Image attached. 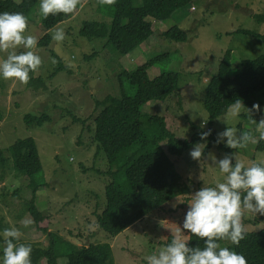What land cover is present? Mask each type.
Instances as JSON below:
<instances>
[{
    "label": "rangeland",
    "instance_id": "374dc122",
    "mask_svg": "<svg viewBox=\"0 0 264 264\" xmlns=\"http://www.w3.org/2000/svg\"><path fill=\"white\" fill-rule=\"evenodd\" d=\"M139 1L133 0V5H139ZM39 5L40 0L28 16L29 33L38 40L45 32ZM82 5L75 13L65 15L63 21L49 31L52 36L56 29L62 28L66 35L63 42L52 39L47 46L37 45L36 51L43 64L30 73V86L0 76V150L6 161L4 167H0V174L3 172L0 236L3 238L4 229L16 227L23 233L20 240L33 241L42 247L48 245L45 233L32 225L25 228L22 224L26 219L31 220L26 205L31 192L26 178L14 172L11 157L6 152L15 140L32 137L42 165V172L34 179L47 184L36 191L35 205L48 216V231L76 247L94 242L108 243L114 264H147L145 258L167 246L177 229L181 228L184 238L188 239L183 222L192 195L203 186L223 182L225 174L213 164L211 156L218 161L224 153L213 146L197 161L190 156L195 144L181 156L168 155L189 191L173 196L123 232L112 236L99 227H90L96 225L95 214L104 207V186L111 178L103 153H95L92 119L98 109L94 101L107 95L120 97V86L131 96L133 89L120 73L130 72L159 56L146 70L147 77L151 79L160 72H175L179 75L180 90L163 101L143 104L140 107L142 114L163 116L168 129L179 139L191 135L190 122L200 127L204 125L203 129L209 127L216 133L227 127L238 133L251 130L258 138L256 125L251 123L246 111L242 110L235 117L227 111L209 124L203 102L208 80L216 73L227 48L232 50L231 77L239 71L241 61L264 55V44L260 39L233 33L241 28L261 33L263 24L252 15L264 13V0H190L168 18L151 20L153 37L141 42L128 55H120L105 43V38L87 39L78 35L83 21L109 25L111 20L110 5H101L98 0H82ZM173 26L185 30L186 41L162 37V31ZM4 58L6 54L0 52V60ZM53 59L56 63H52ZM253 104L259 103L253 101ZM252 105L247 108L251 109ZM259 106L260 112L252 115L257 122L264 117V98ZM43 113L50 119L41 126L34 122L27 124L23 119L25 114L39 116ZM160 146L165 148L163 143ZM255 146L250 143L247 148L233 149V153L246 166L253 161L264 162V152L256 151ZM243 222L248 231H257L264 227V216L246 213ZM230 243L220 242L224 247ZM4 247L5 242L1 240L0 264H3ZM39 264H46V261ZM58 264H66V259L60 258Z\"/></svg>",
    "mask_w": 264,
    "mask_h": 264
},
{
    "label": "trees",
    "instance_id": "16d2710c",
    "mask_svg": "<svg viewBox=\"0 0 264 264\" xmlns=\"http://www.w3.org/2000/svg\"><path fill=\"white\" fill-rule=\"evenodd\" d=\"M37 1L0 0V13L22 12L28 17ZM189 2L190 0H140L139 5L134 6L133 0H116L115 5H110L112 9L109 25L100 21H83L77 33L87 39L105 38V43L120 55H128L141 42L153 37L151 20H164ZM252 17L263 24L261 33L245 28L236 29L233 33L256 37L264 44V13H255ZM64 18L63 13L49 15L47 19L42 16L41 24L45 32L38 40V46L49 45L52 40L49 31ZM161 35L177 42L187 39L185 30L178 26L162 31ZM158 57L130 72L124 70L120 73V77H125L133 89L131 96L126 95L120 86V97L107 95L102 100L94 101V106L98 109L92 119L95 153H103L108 166L107 173L111 177L104 186V207L95 214V221L100 229L112 236L123 232L133 222L173 196L189 191L168 155L181 156L195 144L205 141L201 140L200 133L208 131L207 128L203 129L190 122L191 135L179 139L168 129L163 116L140 112L143 104L163 101L171 94H178L180 90L179 75L175 72H160L151 79L147 77L146 70ZM231 57L232 50L227 48L205 89L203 108L208 115L209 124L227 113L229 106L236 100L242 101L247 107L253 101L261 104L264 98V55L241 61L240 69L233 77L230 75ZM59 70L64 69L59 67ZM23 119L27 124L34 122L36 126H41L50 118L43 113L39 116L25 114ZM209 129L211 135L205 141L204 152L216 146L224 155L232 154L234 150L226 147L225 143H215L217 133ZM160 143L165 144V148ZM255 150L264 152V141L257 143ZM6 152L11 157L14 172L24 176L30 188L31 196L26 205L33 221L31 225L48 236L46 247L28 240L14 241L31 245L32 264H39L42 260L46 264H58L60 258H65L66 264H114L108 243L94 242L76 247L55 232L48 231L49 218L35 205L36 191L47 185L46 182L34 179L42 172L35 140L32 137L17 139ZM5 162L0 150V167L3 168ZM2 179L3 172L0 174V181ZM188 239L190 247L204 246V241L190 232ZM1 240L4 241L0 236ZM227 247L244 255L247 264H264V227L248 231L246 238L238 246L230 243Z\"/></svg>",
    "mask_w": 264,
    "mask_h": 264
},
{
    "label": "clouds",
    "instance_id": "9594fccd",
    "mask_svg": "<svg viewBox=\"0 0 264 264\" xmlns=\"http://www.w3.org/2000/svg\"><path fill=\"white\" fill-rule=\"evenodd\" d=\"M101 5H115L116 0H98ZM82 5V0H40V13L47 19L49 15L63 13L73 14ZM66 38L62 28L52 33V39L63 42ZM38 38L29 33V17L22 12L0 13V52L6 58L0 60V76L5 80L12 79L27 85L31 79L30 73L36 72L43 64L37 53ZM25 51L18 52V49ZM52 63H56L53 59ZM246 111L251 123L256 125L259 136L253 131L237 132L232 127L217 133L216 144L225 142L231 149H244L251 144L264 141V117L259 122L252 119L254 113L260 112L259 104L247 108L242 101L236 100L229 106L231 116H239ZM204 127V125H202ZM211 130L200 133L201 140H207ZM205 143H197L190 151L194 160H201L204 156ZM211 156V154H209ZM213 164L225 174L223 182H216L215 186H203L192 195L189 208L183 222V229L204 241V246L190 247L184 238L181 228L172 233L171 242L157 253L147 256V264H247L244 255L221 246L218 241H230L238 246L248 234L244 224L246 213L264 216V162H251L245 165L234 153L225 154L216 160L211 156ZM33 223L24 220L25 228ZM98 228L99 225H90ZM23 233L16 227L4 229L2 236L3 264H32L30 244L14 243L19 241Z\"/></svg>",
    "mask_w": 264,
    "mask_h": 264
},
{
    "label": "built area",
    "instance_id": "2783aa9c",
    "mask_svg": "<svg viewBox=\"0 0 264 264\" xmlns=\"http://www.w3.org/2000/svg\"><path fill=\"white\" fill-rule=\"evenodd\" d=\"M207 130H209V128H207Z\"/></svg>",
    "mask_w": 264,
    "mask_h": 264
},
{
    "label": "crops",
    "instance_id": "0c3cea01",
    "mask_svg": "<svg viewBox=\"0 0 264 264\" xmlns=\"http://www.w3.org/2000/svg\"><path fill=\"white\" fill-rule=\"evenodd\" d=\"M18 2V1H17Z\"/></svg>",
    "mask_w": 264,
    "mask_h": 264
}]
</instances>
